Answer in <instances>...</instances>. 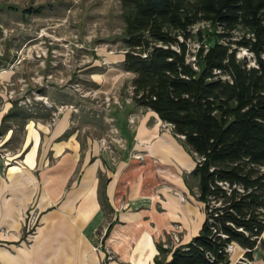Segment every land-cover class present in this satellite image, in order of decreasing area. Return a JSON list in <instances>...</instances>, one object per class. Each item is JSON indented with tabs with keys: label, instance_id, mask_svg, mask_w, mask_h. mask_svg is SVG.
<instances>
[{
	"label": "trees",
	"instance_id": "trees-1",
	"mask_svg": "<svg viewBox=\"0 0 264 264\" xmlns=\"http://www.w3.org/2000/svg\"><path fill=\"white\" fill-rule=\"evenodd\" d=\"M121 2L132 101L171 124L194 155L190 175L204 204L200 231L176 247L160 242L155 264H230L232 244L252 260L264 248V0ZM18 104L3 115L1 135L8 120H29Z\"/></svg>",
	"mask_w": 264,
	"mask_h": 264
},
{
	"label": "rangeland",
	"instance_id": "rangeland-1",
	"mask_svg": "<svg viewBox=\"0 0 264 264\" xmlns=\"http://www.w3.org/2000/svg\"><path fill=\"white\" fill-rule=\"evenodd\" d=\"M123 15L121 0H0V111L19 100L18 106L24 107L30 116L26 124L22 118L5 123L18 136L8 149L21 142L30 122L51 126L62 113L72 112L69 132L77 134L82 155L92 150L94 156L107 157L99 173L102 185L108 184L109 176L116 174L119 161L130 163L138 176L148 173L150 178L138 185L148 192L141 195L137 204L128 205L129 209L157 214L176 196L177 189L174 182L161 175L163 168L156 160H150L144 151L135 150L139 142L135 138L137 127L143 121L149 126H159V133L172 134L191 160L195 162V158L172 133L171 124L133 103L135 75L125 71L121 62L125 37ZM199 43L196 37L190 45L195 49ZM239 55L250 57L246 49H241ZM144 130L142 124L140 132ZM133 154L140 158L132 157ZM180 175L188 229L194 231L204 216L203 206L197 200L196 180L190 171ZM80 176L78 171L70 184ZM104 193L101 188V194ZM104 197L101 196L102 202ZM102 205L105 217L110 218L113 212L110 203V206L104 202ZM109 223L97 227L92 240L94 251L103 256L102 264L105 259L108 264L117 259L113 249L102 242ZM34 226L33 221L29 228ZM185 232V228L174 232L180 239L178 245ZM174 233L166 239L172 245H175ZM234 249L233 246L230 253Z\"/></svg>",
	"mask_w": 264,
	"mask_h": 264
},
{
	"label": "crops",
	"instance_id": "crops-1",
	"mask_svg": "<svg viewBox=\"0 0 264 264\" xmlns=\"http://www.w3.org/2000/svg\"><path fill=\"white\" fill-rule=\"evenodd\" d=\"M10 107L0 111V129ZM71 115L70 111L62 113L51 126L30 122L14 149H8L18 138L14 131L0 134V264H102L103 256L94 251L92 240L97 227L109 221L114 224L105 243L117 256L109 264H155L158 244H170L166 241L169 234L185 228L189 233L182 235V243H187L200 231L204 204L197 199L204 216L190 231L180 175L186 170L191 172L196 161L172 134L159 133V126H149L147 121L136 129L139 142L135 150L156 160L163 168L161 175L174 182L177 189L162 213L136 212L129 206L148 192L138 185L150 175L138 176L130 163L119 161L116 174L102 185L99 173L107 157L94 156L92 150L82 155L77 134L69 132ZM142 124L145 130L141 133ZM78 171L81 176L70 184ZM101 188L113 209L110 218L102 210ZM33 221L35 226L30 229ZM234 247L230 264H238L246 252L238 244ZM171 257L168 253L166 262ZM252 261L264 264L261 244L254 249Z\"/></svg>",
	"mask_w": 264,
	"mask_h": 264
},
{
	"label": "built area",
	"instance_id": "built-area-1",
	"mask_svg": "<svg viewBox=\"0 0 264 264\" xmlns=\"http://www.w3.org/2000/svg\"><path fill=\"white\" fill-rule=\"evenodd\" d=\"M5 155H8V152L5 153ZM102 241V240H101ZM180 241L178 235L176 233L173 234V238H172V243L178 244V242ZM104 242V241H102ZM165 247H171L172 244H165ZM234 244L230 245L228 250L231 251V249L233 248ZM98 248V247H97ZM111 255H108V258H111ZM238 264H253V261L245 256L241 257V259L239 260Z\"/></svg>",
	"mask_w": 264,
	"mask_h": 264
}]
</instances>
